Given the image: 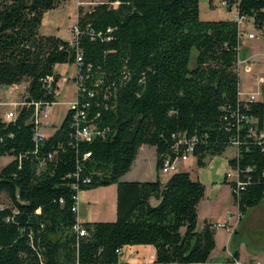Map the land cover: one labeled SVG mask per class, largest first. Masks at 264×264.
<instances>
[{"label": "trees", "instance_id": "obj_1", "mask_svg": "<svg viewBox=\"0 0 264 264\" xmlns=\"http://www.w3.org/2000/svg\"><path fill=\"white\" fill-rule=\"evenodd\" d=\"M66 1L0 0V87L27 84L15 120L0 117V160L11 158L0 164L10 202L0 204V264H126L119 251L133 245L154 246L153 264H207L216 228L197 230L205 185L182 171L166 183L122 178L145 145L156 148L160 171L185 135L196 138L199 168L237 149L229 165L242 185L225 183L242 214L264 202V85L259 100L240 97L237 22L203 21L200 0H108L78 8L72 43L42 35L44 15ZM221 1L264 35V0ZM78 53L80 106L38 145L35 104L57 102L55 68L77 64ZM78 111L81 127L96 128L91 141L76 138ZM110 185L116 221L81 223L78 190ZM238 260L235 250L226 264Z\"/></svg>", "mask_w": 264, "mask_h": 264}, {"label": "crops", "instance_id": "obj_2", "mask_svg": "<svg viewBox=\"0 0 264 264\" xmlns=\"http://www.w3.org/2000/svg\"><path fill=\"white\" fill-rule=\"evenodd\" d=\"M92 0H76V7L74 12V23L75 26L77 24L78 19V8L80 6L86 7V4H90ZM108 0H103L98 3L107 2ZM219 1V3L215 4V2ZM71 0H67L64 4H62L60 7H58L55 10L49 11L44 15V18L42 20V26L40 28V33L42 35L46 36H57L65 41L73 42L74 34L71 38H66L64 35L61 34V28L58 18H60L59 14H54L55 12L62 11L63 9H67L68 5L70 4ZM98 3H95L97 5ZM94 5V4H90ZM202 4L200 0V16L203 21H218V20H226L225 18H228L227 20H233L235 21L238 17V8H233L231 11H229L225 4L221 0H215L214 1V7L213 10H209L206 12V17H202ZM214 8H218L220 11V15L217 14V12L214 10ZM224 11H227L230 17L224 16ZM250 19V18H249ZM249 19L247 20V28L251 29L252 24L248 23ZM255 26L253 25V28ZM75 28V27H74ZM73 28V29H74ZM246 29V28H245ZM247 30V29H246ZM248 33L254 34L255 32L250 31ZM263 35V34H262ZM248 38V36H245ZM250 39V38H249ZM257 43H253L250 46V53L248 57L246 58H255L258 63H262L261 61V55H257L258 53L264 51V35L260 38L257 35ZM252 39V40H255ZM257 63V64H258ZM256 64V65H257ZM63 67V69L60 71V68ZM255 67V66H254ZM56 72L60 74L61 79L58 82V91H57V102L54 103L52 113L49 117V123H47V135L51 134L56 128V117L59 115L57 112L56 107L60 104L58 101V98L62 95L64 87H72V93L70 99L67 101H64L62 103L67 104L68 107L65 110V117L68 114L69 111V105L72 102V100L75 97L76 92V85H75V77L77 76V66L76 64L69 65V64H59L56 66ZM254 69V68H253ZM264 75V74H263ZM68 76V77H67ZM249 80H251V76L248 77ZM241 84V83H240ZM255 80L249 81V83H246V87L241 88V85L239 86V89H243L245 91H251L255 87ZM22 85H15L17 86V89H19ZM25 90H27V84ZM257 88V87H255ZM15 89V90H17ZM15 90L8 89L6 91H2L0 89V94L5 93L7 98L12 97V92ZM243 92L244 91H241ZM4 95V96H5ZM245 95V93H244ZM242 96V99H247L248 97ZM23 98L21 99L20 103L23 102L26 92L22 93ZM5 97V98H6ZM2 98V97H0ZM14 100H11L10 102L4 103L0 102V106H7L10 107L9 110H7L2 118L5 116V114L9 111H12L15 108L16 103ZM13 102V103H12ZM13 105V106H12ZM1 117V116H0ZM237 152V151H236ZM236 155V153H235ZM235 155L231 156L234 157ZM229 157V158H231ZM229 158L225 160V164L223 165L225 170L224 179L221 180V174L220 178L218 177H208L206 176V173L204 172L207 170L209 165H206L203 168H199L197 166V160L195 157H191L187 162H184L181 164L179 171L181 172H188L190 173L191 177L194 180H199L202 182L206 187V193L201 201V203L198 206V226L197 230L201 231L204 228L205 222H210L215 225L218 223H224L227 222V218L229 214H232V219L229 221L227 228H216V248L213 250L211 258L207 264H226L229 258H231L237 250L239 252V262L242 264H248V263H255V264H264L263 260H257L251 259L248 261V259L243 255V249L242 244L239 243L238 245L232 246V240L235 235H238V229L241 225L242 221L245 217V214H243L241 220H238L237 214H238V206L235 205L233 195H232V189L229 184L225 183V178L230 171V165H229ZM148 160L151 163V169L148 171L147 168H145ZM157 152L156 148L152 146H142L138 156L131 168V170L122 178V181H139V182H146V181H155L157 177L159 176L161 181L163 183H166L171 175H162L160 171L157 168ZM222 185V187H228L229 193L231 195L232 203L229 206H226L224 201L220 200L219 194L215 195L213 192L214 189H218ZM212 190H214L212 192ZM81 193V199L82 203L86 205V212L84 217L81 219L78 218L81 223L86 222H113L117 219V185H110L107 187H100L93 190H87L82 191ZM158 202L156 200H152V204L156 205ZM123 254L121 255V262L126 264H153L156 261V249L152 245H133V246H126L123 248Z\"/></svg>", "mask_w": 264, "mask_h": 264}, {"label": "rangeland", "instance_id": "obj_3", "mask_svg": "<svg viewBox=\"0 0 264 264\" xmlns=\"http://www.w3.org/2000/svg\"><path fill=\"white\" fill-rule=\"evenodd\" d=\"M100 1L103 0H92L91 2H89L90 4H94V5H90V4H86V7L84 6V8L86 10H89L90 8H92L93 6H95V3H98ZM218 4L219 1L215 2V4ZM201 4H202V17L205 18L206 16V12H208L209 10H213V7H211L210 4V0H201ZM75 7H76V0H71L70 4L68 5L67 9H63L62 11L60 10L59 12H55L54 14H59L60 18H58L59 23H60V28H61V34L64 35V37L66 38H71L73 36V28L75 27V23H74V12H75ZM214 10L217 12L218 15H220V11L218 8H214ZM224 16L226 17H230V15L228 14L227 11H224ZM226 20L228 18H225ZM248 23L252 24V28L248 29L247 28V23H245L242 27H241V34H242V40H241V46H240V53H239V58L240 60L244 61L247 60L249 58V49L251 44L253 43H257V40H252L249 39L245 36H248L251 33H248L250 31L255 32L254 34L257 36H259L260 38L263 36L262 33H260L255 27L253 28L254 22L252 19H249ZM247 30H246V29ZM263 54L264 51L258 53L257 55ZM252 58V57H251ZM256 60V59H255ZM260 62H263L262 60ZM258 63V61H257ZM256 63V64H257ZM254 65L252 67V72H246L244 65H241L238 71L239 74V80H240V85L242 88L246 87V83H249V81H253L255 80L256 83V78L257 77H263L264 75V64L262 63H258L257 65ZM254 68V69H253ZM63 69V67L60 68V71ZM249 76H251V80H249ZM68 77V76H67ZM255 87H257V84H255ZM251 91H245V90H241L244 91L245 95L244 97H249L250 94L254 91L257 90V88H255ZM26 85H22L19 89L15 90L12 92V97L7 98L5 93L2 92V94H0V102H10L11 100H14L16 104H19L21 99L23 98L22 93H25L26 90ZM72 93V87H64L62 95L58 98V101L60 102V104L56 107L57 112H58V116L56 117V126L60 127L61 124L63 123L64 119H65V110L67 109L68 105L64 104L62 102L67 101L68 99H70ZM5 95V96H4ZM6 97V98H5ZM75 100V97L74 99ZM72 100V102H73ZM13 101V102H14ZM12 102V103H13ZM71 102V103H72ZM13 106V105H12ZM12 108H16V107H12ZM10 107L7 106H0V116L2 117L4 115V113L9 110ZM47 123H49V120L47 121ZM47 124L45 125L44 131L47 133ZM237 149L235 147H229L226 152L224 153V155L222 156H217L214 158H209L207 160V165H209L208 169L205 170L204 172L206 173V176L208 177H218L220 178V174L221 176V180L224 179V175H225V170L223 165L225 164V160L233 155H235ZM11 162V158L6 156L1 158L0 160V164L1 166H6L7 164H9ZM145 168L148 169V171L151 169V163L148 160ZM235 176V175H234ZM234 176L232 178H230V180H234ZM215 190V191H214ZM212 190V192L215 195L219 194L220 200L224 201L226 206L231 205L232 203V199H231V195L229 193V189L228 187H222V185H220V187L218 189H214ZM0 204L1 206H10V202L7 198V196L5 194L0 195ZM86 212V205H84L82 203V199H81V193L79 194V217L82 219L85 215ZM242 223L239 226L238 229V235H235L233 240H232V246L238 245L239 243H241L242 249H243V255L249 260L254 259L255 261L257 260H263L264 261V202L255 208H250L246 211L245 217L243 220H241Z\"/></svg>", "mask_w": 264, "mask_h": 264}, {"label": "built area", "instance_id": "obj_4", "mask_svg": "<svg viewBox=\"0 0 264 264\" xmlns=\"http://www.w3.org/2000/svg\"><path fill=\"white\" fill-rule=\"evenodd\" d=\"M247 18L246 17H237L236 18V22L238 24L239 27V34L240 37L242 38V34L240 32L241 27L247 22ZM75 31H77L76 29H74ZM248 38L250 39H255L257 38V36L255 34H249ZM242 40V39H241ZM82 56L80 53L77 54V76L75 78H77V81H75V85H76V92H75V100H73L72 103H70L69 105V110H78L80 104H79V96L81 94V92H85V90H83V77H80V73H79V67L82 65ZM261 60L264 63V53L261 55ZM257 63V60H255V58H249L247 60H240V58L238 59L237 62V71H239V68L241 65H244L245 71L246 72H252V67ZM256 84H257V90L252 92L250 94V96L247 99L244 100H250V101H257L260 99L261 95H262V87L264 85V76L263 77H257L256 78ZM0 89L2 91H6L8 89L11 90H15L17 89V86H11V87H5L2 86L0 87ZM240 97L242 98V96L244 95L243 92H240ZM89 95L92 97L93 94L89 93ZM24 105V101L16 104L15 105V109H13L12 111H9L5 114V116L3 117V120L6 122H11L13 120H15V118L17 117V110L20 106ZM53 106L54 103L53 102H44V103H36L35 104V112L32 118V121L35 125V133H34V141L39 145L42 144L46 138V132L44 131L45 125L47 124V121L52 113L53 110ZM76 118H77V132H76V138L77 140H87V141H91V139L97 134L96 128L93 126H80V123L86 121V115L85 113L82 111H78V113L76 114ZM244 119V117H243ZM249 120H247L248 122ZM261 137H264V133L261 135ZM195 143H196V138H188L185 135H181L179 137V141L175 144V146L173 147V151L176 154V156L172 157L170 155L165 156L164 158V162H163V166L160 169V173L162 175H171L174 174L176 172L179 171L181 164H183L184 162H187L191 157H193V152H194V148H195ZM90 154H86V158L89 157ZM235 175V176H234ZM234 176V180H230V178H232ZM226 178L229 182H237L238 187H240L242 184L239 182V177H238V173L235 170L230 169V171H228ZM75 190H78V187H74ZM79 194L80 191L78 190V194H77V211L79 212ZM243 214L238 211L237 214V218L238 220H241ZM232 219V214L228 215L227 218V222L224 223H218L217 225H215V228H227L229 221ZM75 229L79 232L81 237L86 236V231L84 229H82L81 227H75ZM123 249L119 251L120 255L123 254ZM237 264H239V262H237Z\"/></svg>", "mask_w": 264, "mask_h": 264}]
</instances>
